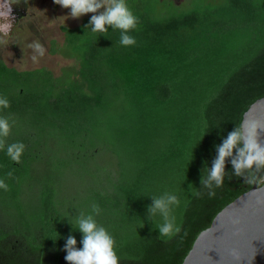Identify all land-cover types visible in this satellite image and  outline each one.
Wrapping results in <instances>:
<instances>
[{
    "label": "trees",
    "instance_id": "obj_1",
    "mask_svg": "<svg viewBox=\"0 0 264 264\" xmlns=\"http://www.w3.org/2000/svg\"><path fill=\"white\" fill-rule=\"evenodd\" d=\"M125 2L138 19L133 46L118 29L92 32L89 17L61 27L57 52L79 66L59 77L0 61L9 102L0 117L11 125L0 150V264H68L67 237L82 248L81 213L114 238L119 264H182L198 234L254 186L230 159L214 195L200 181L216 145L264 97V0ZM16 142L19 163L6 154ZM164 193L180 202L170 215L181 231L170 237L147 212Z\"/></svg>",
    "mask_w": 264,
    "mask_h": 264
},
{
    "label": "clouds",
    "instance_id": "obj_2",
    "mask_svg": "<svg viewBox=\"0 0 264 264\" xmlns=\"http://www.w3.org/2000/svg\"><path fill=\"white\" fill-rule=\"evenodd\" d=\"M54 3L65 9H70L71 18H80L92 13L89 25L94 33H106L109 28L120 30V44L133 46L136 44L129 31L137 25L138 19L128 8L125 0H54ZM103 9V11H100ZM9 27L10 26H6ZM4 35H8L5 31ZM4 41L0 40V43ZM33 51L32 60L37 62L38 57H43L45 48L40 41H33L28 45ZM0 107H9L6 98H0ZM11 125L7 118L0 117V150L5 149V139L10 134ZM264 133V122L259 120H246L236 124L234 130L228 133L222 143L216 145L217 155L207 168V175L201 176V186L209 189V195H214L212 189L224 184L226 161L230 159L234 175L243 177L246 184L264 185V142L261 134ZM25 150L22 142L11 143L6 146L7 156L16 163L20 162ZM8 172L7 176L12 177ZM0 189L8 190V185L0 179ZM152 204L148 206V216L159 214L163 223L159 226V234L172 236L181 229L175 224V218L170 215L173 206L179 205L178 197L171 193H164L159 197H151ZM101 209L93 204L92 213L99 215ZM72 224V223H71ZM73 225V224H72ZM74 227V226H73ZM143 227V226H142ZM82 234V248L76 247L77 241L69 235L66 239L64 250L68 264H119L115 251V241L111 234L97 224L92 214L81 213L76 220V227Z\"/></svg>",
    "mask_w": 264,
    "mask_h": 264
},
{
    "label": "water",
    "instance_id": "obj_3",
    "mask_svg": "<svg viewBox=\"0 0 264 264\" xmlns=\"http://www.w3.org/2000/svg\"><path fill=\"white\" fill-rule=\"evenodd\" d=\"M246 120L264 122V97L244 113ZM182 264H264V185H254L223 208L198 234Z\"/></svg>",
    "mask_w": 264,
    "mask_h": 264
},
{
    "label": "rangeland",
    "instance_id": "obj_4",
    "mask_svg": "<svg viewBox=\"0 0 264 264\" xmlns=\"http://www.w3.org/2000/svg\"><path fill=\"white\" fill-rule=\"evenodd\" d=\"M190 1L174 0L176 5L184 4L185 7L191 4ZM192 1L196 2V0ZM21 2L25 12L12 31H9L8 35L0 32V40L4 41L0 43V61L20 71L45 68L50 70L55 77L61 76L64 68L78 67V61L64 58L57 52L65 41L61 27H77L93 14L71 18L70 9L62 8L55 4L54 0H21ZM37 40L44 46L45 54L43 57H38L37 62H33L31 57L34 53L28 45ZM69 184L77 194L81 188L78 181L72 178Z\"/></svg>",
    "mask_w": 264,
    "mask_h": 264
},
{
    "label": "flooded vegetation",
    "instance_id": "obj_5",
    "mask_svg": "<svg viewBox=\"0 0 264 264\" xmlns=\"http://www.w3.org/2000/svg\"><path fill=\"white\" fill-rule=\"evenodd\" d=\"M11 12L5 15L0 14V32L12 31L17 21L20 19L23 12H25L21 0H9ZM0 12H3L2 10ZM4 13V12H3ZM6 26H10L6 27Z\"/></svg>",
    "mask_w": 264,
    "mask_h": 264
},
{
    "label": "bare ground",
    "instance_id": "obj_6",
    "mask_svg": "<svg viewBox=\"0 0 264 264\" xmlns=\"http://www.w3.org/2000/svg\"><path fill=\"white\" fill-rule=\"evenodd\" d=\"M0 8H1L0 10L4 12V14L10 13L12 10L10 4L6 2L0 3Z\"/></svg>",
    "mask_w": 264,
    "mask_h": 264
}]
</instances>
